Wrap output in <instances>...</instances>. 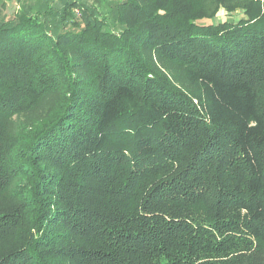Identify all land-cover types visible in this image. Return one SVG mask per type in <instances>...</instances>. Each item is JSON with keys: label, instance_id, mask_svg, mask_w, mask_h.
<instances>
[{"label": "trees", "instance_id": "1", "mask_svg": "<svg viewBox=\"0 0 264 264\" xmlns=\"http://www.w3.org/2000/svg\"><path fill=\"white\" fill-rule=\"evenodd\" d=\"M0 264H264V0H0Z\"/></svg>", "mask_w": 264, "mask_h": 264}, {"label": "rangeland", "instance_id": "2", "mask_svg": "<svg viewBox=\"0 0 264 264\" xmlns=\"http://www.w3.org/2000/svg\"><path fill=\"white\" fill-rule=\"evenodd\" d=\"M14 7H15V4L14 3H9V5H8V9L9 10L8 11L14 10ZM218 15H219V18L220 19H226V18L229 17V14H227L226 13V10H224V9L220 10L219 13H218ZM233 16L236 17V18H238V17L242 16V14L240 12H238L237 14H234ZM233 16H231V17H233ZM177 74H178V72H176V75ZM178 83H181V82L178 81Z\"/></svg>", "mask_w": 264, "mask_h": 264}]
</instances>
